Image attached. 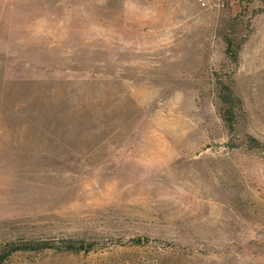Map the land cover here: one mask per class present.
Wrapping results in <instances>:
<instances>
[{"label": "rangeland", "instance_id": "rangeland-1", "mask_svg": "<svg viewBox=\"0 0 264 264\" xmlns=\"http://www.w3.org/2000/svg\"><path fill=\"white\" fill-rule=\"evenodd\" d=\"M0 264H264V0H0Z\"/></svg>", "mask_w": 264, "mask_h": 264}, {"label": "trees", "instance_id": "trees-1", "mask_svg": "<svg viewBox=\"0 0 264 264\" xmlns=\"http://www.w3.org/2000/svg\"><path fill=\"white\" fill-rule=\"evenodd\" d=\"M10 249L8 250L9 255L19 252H35L47 249H58L60 251L69 252H90L93 249L91 244L82 240L68 239L63 241L64 246L59 247L54 243H49L41 240H24V241H10Z\"/></svg>", "mask_w": 264, "mask_h": 264}]
</instances>
